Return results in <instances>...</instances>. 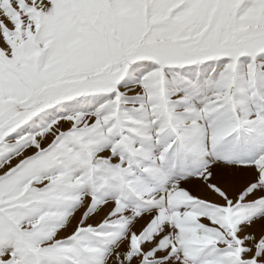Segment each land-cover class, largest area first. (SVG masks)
Instances as JSON below:
<instances>
[{
  "label": "snow or ice",
  "instance_id": "1",
  "mask_svg": "<svg viewBox=\"0 0 264 264\" xmlns=\"http://www.w3.org/2000/svg\"><path fill=\"white\" fill-rule=\"evenodd\" d=\"M0 264H264V0H0Z\"/></svg>",
  "mask_w": 264,
  "mask_h": 264
}]
</instances>
